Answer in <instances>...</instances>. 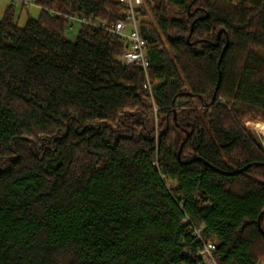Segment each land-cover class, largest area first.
Segmentation results:
<instances>
[{"label": "trees", "instance_id": "trees-1", "mask_svg": "<svg viewBox=\"0 0 264 264\" xmlns=\"http://www.w3.org/2000/svg\"><path fill=\"white\" fill-rule=\"evenodd\" d=\"M33 2L0 20V264H199L193 226L218 264L264 261V0H152L150 88L120 38L53 14L116 1Z\"/></svg>", "mask_w": 264, "mask_h": 264}, {"label": "built area", "instance_id": "built-area-1", "mask_svg": "<svg viewBox=\"0 0 264 264\" xmlns=\"http://www.w3.org/2000/svg\"><path fill=\"white\" fill-rule=\"evenodd\" d=\"M113 1H116L119 4L121 10L117 20L112 23L96 19L94 16H73L56 12H53V14L68 19L71 30L74 29V23H76L78 25H87L103 29L109 32L112 36L120 38L126 46V51L121 56L120 60L126 66L142 69L147 79L145 87L150 88L149 70L151 64L148 56L150 44L145 25L150 22L148 17H151V14L147 10L150 9V7H153L154 4L152 0ZM18 3L25 7L35 6L33 0H12V4L18 5ZM168 187L172 188L173 185L168 184ZM184 222L187 224L190 223L188 219H185ZM191 231L196 242L201 243L202 245V247L191 256L199 259V264H218L215 258L216 244L204 238L202 234L203 227L193 226L191 227Z\"/></svg>", "mask_w": 264, "mask_h": 264}, {"label": "rangeland", "instance_id": "rangeland-1", "mask_svg": "<svg viewBox=\"0 0 264 264\" xmlns=\"http://www.w3.org/2000/svg\"><path fill=\"white\" fill-rule=\"evenodd\" d=\"M11 1L12 0H0V20H2L4 18L8 7L12 4ZM21 7L22 6L19 3L16 6V21H17L19 27H25V25H26V23H27L29 18L37 19L39 17V14H40V8L39 7L31 6V7H28L27 9H25V10H22ZM151 9H152V7H150V9H148L147 11H149V13L151 14V17H148V19L152 23L154 20H153V16H152V13H151ZM74 27L75 28L68 34V38L71 41H75L76 40V35H77V30H78L79 25L74 23ZM250 122L251 123L264 124V121L255 120V121L247 122L246 123V127H247V124L250 123ZM247 129H248V127H247ZM249 131L254 135V137L256 138V140L258 141V143L262 146V148L264 150V134H256V133H254L251 130H249ZM259 263L263 264L264 261H261Z\"/></svg>", "mask_w": 264, "mask_h": 264}, {"label": "water", "instance_id": "water-1", "mask_svg": "<svg viewBox=\"0 0 264 264\" xmlns=\"http://www.w3.org/2000/svg\"><path fill=\"white\" fill-rule=\"evenodd\" d=\"M195 22H196V21H194V22L192 23V30H193V27H194V25H195ZM222 33H223L222 30L219 31V33H218V38H217L218 40H219V38H220V36H221ZM190 37H191V34H190L189 37H188V42H189V43H190ZM228 45H229V40H228L226 46L224 47V49H223V51H222V54H221V57H220V60H219V64H220L221 61L223 60V56H224V53H225L226 49L228 48ZM185 142H186V141H184V142L181 144V147H180L179 152H178V158L181 157V152H182V149H183V146H184Z\"/></svg>", "mask_w": 264, "mask_h": 264}, {"label": "bare ground", "instance_id": "bare-ground-1", "mask_svg": "<svg viewBox=\"0 0 264 264\" xmlns=\"http://www.w3.org/2000/svg\"><path fill=\"white\" fill-rule=\"evenodd\" d=\"M247 127L249 130L253 131L256 134H264V124L258 123H248Z\"/></svg>", "mask_w": 264, "mask_h": 264}]
</instances>
